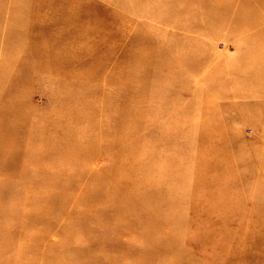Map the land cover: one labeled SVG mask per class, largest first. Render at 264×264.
I'll return each instance as SVG.
<instances>
[{"label":"rangeland","instance_id":"obj_1","mask_svg":"<svg viewBox=\"0 0 264 264\" xmlns=\"http://www.w3.org/2000/svg\"><path fill=\"white\" fill-rule=\"evenodd\" d=\"M0 264H264V0H0Z\"/></svg>","mask_w":264,"mask_h":264}]
</instances>
